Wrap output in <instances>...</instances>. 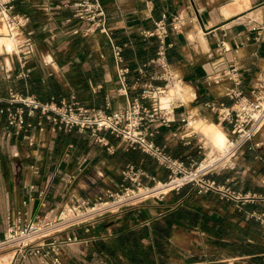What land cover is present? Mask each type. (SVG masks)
<instances>
[{
  "label": "crops",
  "instance_id": "crops-1",
  "mask_svg": "<svg viewBox=\"0 0 264 264\" xmlns=\"http://www.w3.org/2000/svg\"><path fill=\"white\" fill-rule=\"evenodd\" d=\"M99 1L106 13L109 36L88 33V25L73 17L70 0H15L16 11L30 19L23 38L30 37L33 47L25 66L19 62L16 51L0 52V81L9 86L36 78L45 88L54 84L60 100L74 96L86 107L108 112L125 109L142 92L141 87L133 88L140 77L139 69L144 67L148 76L156 71L150 61L156 57L157 41L144 38L142 32L153 29L163 14L178 15L181 29L175 32L169 28L172 47L167 58L172 70L184 82L180 92L183 103H172L174 121L170 127H158L153 141L187 167L200 162L214 149L194 124L187 126L182 122L180 114L192 117L195 124L207 121L219 126L227 138L231 137L230 125L219 120L206 104L230 108L233 100L226 96V91L232 83L224 81L216 85L206 77L234 64L242 77L240 90L248 98L257 84L264 83V0ZM258 28H262L259 40L255 31ZM8 35L7 26L0 24V39H7ZM112 42L124 46V65L130 69L127 96L118 94L120 85ZM221 44L227 49L224 54ZM25 90H29L28 86ZM25 121L31 127L16 135L7 125L5 114L0 112V140L6 136L9 148L19 138L27 150H33V158L42 161L43 168L37 171L31 168L29 175H39L41 179L37 185L25 182L20 183L17 191L12 192L10 187L6 190L5 204H0V238L19 214L26 223L46 214L50 218V211L68 205L74 197L86 192L89 185L85 186L82 178L94 171L93 165L100 153L111 163L103 169L105 172L98 173L112 188L122 183V171L128 165L157 180L168 178V171L159 167L153 158L129 149L107 133L59 130L46 120L40 128L38 116H26ZM26 136L33 140L32 145ZM97 137L108 145L100 144ZM234 162V168L217 171L209 178L236 192L264 197V126ZM150 204L170 205L161 212H158L160 207L155 208L156 212L144 210L145 217L132 216L112 226H102L103 236L99 238L94 237L95 228L87 233L82 229L88 239L90 234L94 239L65 248L63 264L73 249L74 264H109L108 258L96 250V242L114 239L127 230L150 227L152 222L178 210H182L184 218L174 224L168 239V264H264V229L252 217L253 213L264 214V200L239 204L223 200L212 192L197 194L185 186L180 191L168 192L162 202ZM191 243H198L199 251H194ZM207 244L214 248L207 250ZM10 253L8 264H41L35 257L15 262L13 252ZM118 260L125 262L122 256Z\"/></svg>",
  "mask_w": 264,
  "mask_h": 264
},
{
  "label": "built area",
  "instance_id": "built-area-1",
  "mask_svg": "<svg viewBox=\"0 0 264 264\" xmlns=\"http://www.w3.org/2000/svg\"><path fill=\"white\" fill-rule=\"evenodd\" d=\"M15 0H8L0 5L7 10L8 21L0 20L10 31L8 40H15L19 62L25 66L27 55L33 47L30 37L23 38V31L29 24V17L16 11ZM73 17L88 25V33L99 32L109 36L107 29L106 13L99 0H70ZM11 25H15L12 28ZM169 28L178 32L181 29V19L178 15L163 14L156 21L153 29L142 32L144 38L157 41L156 57L150 65L156 71L148 76L144 67L139 69V79L133 88L141 87L139 98L133 100L125 109L108 112L105 109L90 108L79 103L74 96L62 99L59 102H41L33 95H23L9 90L7 98H0V112L5 114L7 125L17 133L27 132L31 127L25 117H39L38 126L43 127V120L53 123L59 130L77 129L79 132L90 131L97 135L107 133L122 141L129 149L138 150L153 158L159 167L168 171L165 181L157 180L145 171L128 165L122 171V183L116 203L91 204L90 200L77 199L61 208L55 219L49 220L47 214L41 218L36 217L30 222H23L21 214L12 221L0 238V250L11 247L14 249V260L23 262L30 257L40 260L41 264H63L65 248L90 242L82 239L73 232L79 228L89 232L96 221L108 213L113 204L121 207L134 199V192L145 189L153 191L156 187H165L167 192L180 191L185 186H190L197 194L209 192L217 194L221 199L239 204H247L264 200V197L252 193H239L228 185L217 184L209 175L217 171L235 167V159L244 146L256 136L264 126V83L257 84L252 90V97H246L240 90L242 77L239 69L230 64L223 70L207 75L206 79L214 84L224 81L232 83L226 91V96L233 100V105L226 108L214 103L206 104L210 111L217 115L223 123L231 127V137L227 138L231 144L225 154L211 151L203 160L187 167L182 160L172 157L164 146L157 145L153 137L158 133V127H170L174 121L172 103L181 105L183 102L180 92L169 95L171 90L183 88V80L172 70L167 52L172 47L169 42ZM257 40L262 36V28L255 29ZM222 54L227 49L221 44ZM124 46L112 42V57L116 66L117 80L119 82L118 94L127 96L130 89L127 76L130 69L124 65ZM160 82L161 84H156ZM169 97L170 102L163 99ZM144 102H148L146 105ZM1 106H3L1 108ZM182 122L187 126L195 124V119L180 114ZM30 145L33 140L25 137ZM97 141L104 146L108 143L103 138ZM144 182L153 184L149 188ZM107 198H114L118 194L107 190ZM101 200V198H99ZM104 205V206H103ZM121 205V206H120ZM103 206L104 209H98ZM117 207V208H118ZM120 209V208H118ZM53 213L50 211L49 214ZM252 217L264 229V214L253 213ZM103 264V263H102Z\"/></svg>",
  "mask_w": 264,
  "mask_h": 264
},
{
  "label": "rangeland",
  "instance_id": "rangeland-1",
  "mask_svg": "<svg viewBox=\"0 0 264 264\" xmlns=\"http://www.w3.org/2000/svg\"><path fill=\"white\" fill-rule=\"evenodd\" d=\"M15 133L16 135H19L21 133H17L16 130L13 129L11 131ZM6 137V136H5ZM2 138L0 140V172L2 176L0 177V204H5V200L7 197V194H5L6 190L10 189L12 192L17 191L19 188L20 183L24 184L25 182H33V184L37 185L40 182V176L39 175H29V172L32 170L31 168H35V170H41L43 168V162L34 159L33 153L29 150H27L26 146L23 144L22 140L18 138L16 140L15 145L13 147H9L7 145L6 138ZM32 147V146H31ZM16 152V153H15ZM111 160L106 158L103 153H100L99 160L96 161V163L93 165L95 167L94 171H91L86 177H81L83 183L85 182V186L89 185L87 187L86 192L80 193L78 196L74 197L77 199H87L90 200L91 204H101L105 202L109 203H116L118 200V197L122 196L123 193L119 192L118 188H112L110 183L107 181V179H103L102 176H100L98 172H103V169H107V167H110ZM105 172V171H104ZM144 185H147L149 188L154 187L153 184H148L144 182ZM120 186V185H119ZM109 190L113 192L114 194H118L117 196H114V198H107L104 194L106 191ZM143 191H146L145 189H141L140 191H135L134 194L137 195L134 199L128 201L126 204H123L121 207H118L119 204H113L112 207H109L107 210H110L112 213H108L98 219L96 223L94 224L92 228H95L94 237L99 238L103 236V232L101 230V227H109L114 224L119 223L122 219L128 220L134 217H145L144 210H152V212H156L155 208L160 207L162 211V208H165L166 206L170 204H150L153 201L162 202L166 196L167 193L164 191H156L152 192L150 194H146V196H141V193ZM17 193V192H16ZM101 198V200H99ZM74 200V199H73ZM70 204V203H69ZM120 209H118V208ZM60 209L54 210L53 213H51V217L49 220H53L56 217V214ZM149 212V211H148ZM76 232L73 233L77 235L78 237L85 239V240H93V236L91 238H87L84 233V230L82 228H79L75 230ZM74 248V246H73ZM191 248L194 251H199L198 243H191ZM214 246L212 244H207V250H212ZM14 252V249L11 247L3 248L0 250V256ZM74 249L72 252L67 253L66 256V264H74Z\"/></svg>",
  "mask_w": 264,
  "mask_h": 264
},
{
  "label": "trees",
  "instance_id": "trees-1",
  "mask_svg": "<svg viewBox=\"0 0 264 264\" xmlns=\"http://www.w3.org/2000/svg\"><path fill=\"white\" fill-rule=\"evenodd\" d=\"M10 89L23 95H33L41 102H50L51 99L61 101L54 84L45 88L36 78L9 86L0 81V98H7ZM183 218L182 210L170 212L152 222L150 227L127 230L114 239L98 241L95 248L108 258L109 264H168V239L174 224L181 223ZM120 256L125 262L118 260Z\"/></svg>",
  "mask_w": 264,
  "mask_h": 264
},
{
  "label": "clouds",
  "instance_id": "clouds-1",
  "mask_svg": "<svg viewBox=\"0 0 264 264\" xmlns=\"http://www.w3.org/2000/svg\"><path fill=\"white\" fill-rule=\"evenodd\" d=\"M8 0H0V5L7 3ZM9 19L7 10L0 8V20L7 22ZM15 28V25H11ZM15 40H4L0 41V52L7 51L12 53L17 51ZM193 127L198 131L202 132L204 136L208 137V143L216 152L221 154L227 153L230 149L231 144L227 139V133L219 126L212 125L207 121L194 124Z\"/></svg>",
  "mask_w": 264,
  "mask_h": 264
},
{
  "label": "bare ground",
  "instance_id": "bare-ground-1",
  "mask_svg": "<svg viewBox=\"0 0 264 264\" xmlns=\"http://www.w3.org/2000/svg\"><path fill=\"white\" fill-rule=\"evenodd\" d=\"M4 40H8V39H6V38H1L0 39V41H4ZM177 91H181V90H179V89H174V90H171L170 91V93H169V95H173V94H175ZM167 100H169V97H167V98H165V99H163V101L164 102H166ZM212 151H214V150H212ZM156 191H164L165 193L167 192V190H166V188L165 187H156L155 189H153V191H143V193H141V196H146V194H150V193H152V192H156ZM135 195V194H134ZM137 196V195H136ZM138 197V196H137ZM104 206V205H103ZM103 206H98V209H100V210H102V209H104V207ZM111 206H113V205H111ZM13 254H14V252H13ZM10 257H11V253H6V254H4V255H2V256H0V264H8V262H9V260H10Z\"/></svg>",
  "mask_w": 264,
  "mask_h": 264
}]
</instances>
